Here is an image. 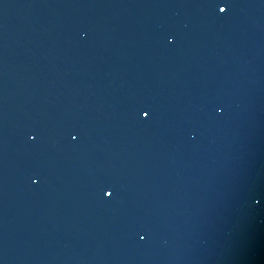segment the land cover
Here are the masks:
<instances>
[{
  "label": "water",
  "instance_id": "1",
  "mask_svg": "<svg viewBox=\"0 0 264 264\" xmlns=\"http://www.w3.org/2000/svg\"><path fill=\"white\" fill-rule=\"evenodd\" d=\"M0 264H93L61 0H0Z\"/></svg>",
  "mask_w": 264,
  "mask_h": 264
},
{
  "label": "snow or ice",
  "instance_id": "2",
  "mask_svg": "<svg viewBox=\"0 0 264 264\" xmlns=\"http://www.w3.org/2000/svg\"><path fill=\"white\" fill-rule=\"evenodd\" d=\"M226 8H227V5L222 4V5L220 6V11L223 12ZM144 115H148V113L145 112ZM107 195H111V193L108 192Z\"/></svg>",
  "mask_w": 264,
  "mask_h": 264
},
{
  "label": "clouds",
  "instance_id": "3",
  "mask_svg": "<svg viewBox=\"0 0 264 264\" xmlns=\"http://www.w3.org/2000/svg\"><path fill=\"white\" fill-rule=\"evenodd\" d=\"M171 39V38H170ZM218 111H219V109H218Z\"/></svg>",
  "mask_w": 264,
  "mask_h": 264
}]
</instances>
